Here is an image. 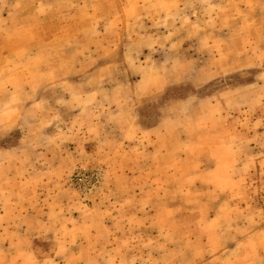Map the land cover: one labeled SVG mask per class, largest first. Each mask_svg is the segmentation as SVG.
Here are the masks:
<instances>
[{"label": "rangeland", "instance_id": "obj_1", "mask_svg": "<svg viewBox=\"0 0 264 264\" xmlns=\"http://www.w3.org/2000/svg\"><path fill=\"white\" fill-rule=\"evenodd\" d=\"M0 264H264V0H0Z\"/></svg>", "mask_w": 264, "mask_h": 264}]
</instances>
